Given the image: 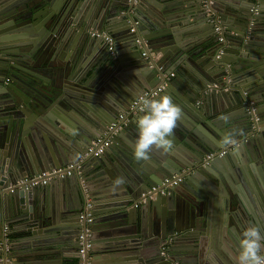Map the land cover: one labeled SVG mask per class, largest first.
Returning <instances> with one entry per match:
<instances>
[{
  "label": "water",
  "instance_id": "1",
  "mask_svg": "<svg viewBox=\"0 0 264 264\" xmlns=\"http://www.w3.org/2000/svg\"><path fill=\"white\" fill-rule=\"evenodd\" d=\"M203 5L0 0V241L4 225L20 221L27 227L26 242L10 248L8 264H235L241 230L251 223L264 233V0H213L212 16ZM177 7L191 22L183 25L173 13ZM215 17L226 29L218 58L224 44ZM102 32L114 37V56ZM160 85L155 97L168 94L182 109L170 151H154L150 164L134 158V138L126 136L125 143L119 134L137 133L138 112L107 147L121 142L124 152L85 155L119 112ZM249 101L257 122L250 119ZM229 133L237 144L205 159ZM68 164L84 169L92 188L74 172L47 187L9 189L28 174ZM247 166L255 174L252 183L240 173ZM174 174L183 176L179 185L132 206L143 191ZM54 185L72 190L78 205L66 198L58 205ZM87 199L91 222L79 218ZM87 228L90 241L104 243L110 255L97 258L95 244L80 255L78 235ZM59 251L68 254L56 263ZM4 257L0 249V264Z\"/></svg>",
  "mask_w": 264,
  "mask_h": 264
},
{
  "label": "built area",
  "instance_id": "2",
  "mask_svg": "<svg viewBox=\"0 0 264 264\" xmlns=\"http://www.w3.org/2000/svg\"><path fill=\"white\" fill-rule=\"evenodd\" d=\"M212 1L213 0H203V4H204L203 6L208 10V14L210 16L213 15V12L210 11V8H209V4ZM212 20H215L216 22L215 32H217L218 34V41L221 44H224V46H222L217 52L216 57L218 58L221 55H223L225 51L226 29L223 25L220 24L218 17H215ZM132 30L133 28L131 29V31ZM96 34H99V33H96ZM101 34L103 35L105 41L108 44V50H109L110 55L114 56L115 55V45H116L114 37L111 34L106 33V32H102ZM137 42L139 43L140 41L137 40ZM142 55L144 58H147L149 56L148 51L142 50ZM161 69L162 67H158V70H161ZM170 75L172 76L174 75V73L171 72ZM162 88H163V85H160L153 90L144 91L137 98L133 99V101L129 104V106H127V108H125L123 111L118 113V115L116 116L117 118L116 121L110 123L106 127L105 131L103 132L101 136L94 137L89 142V145L87 146L86 151H85V155L98 156V155L103 154L106 148L112 143V140L114 139L118 131L121 128H123V125L126 123L127 119L131 115H134L138 113L139 111H141V108L143 106L141 103V98L143 97V98L148 99V98L155 97L159 94ZM248 111L251 114L250 119H252L254 122H257L259 120V117L256 113V107L254 106V103L252 101L249 102ZM225 150L226 149H222L216 153L209 152L205 154V159H210L214 155L222 156L225 153ZM74 172H76V174L81 173V170L79 169L78 165L76 166L75 164H68L66 166L59 167V168H51L49 170H42L36 174L24 176L23 178L19 179L17 183H15L14 185H10L9 189L12 190L18 185L20 186L24 185L27 188L47 185L54 178L69 177V176H72ZM182 179H183V176L181 174H174L171 178H165L161 186L152 185L149 189L141 193L140 197L136 201L133 202L132 206L137 207L141 203L145 202L148 198H154L155 195L157 194H161V195L167 194L169 192V189L177 186L182 181ZM81 181L84 183L83 180ZM88 207H89V200L85 208L82 211H80L79 218L83 221L85 220L86 222H91L93 220V217L89 214ZM8 229H9V226L7 224L4 225L2 243H1V248L3 249L4 252H6V254H7V250L10 249L8 245V241H9V237L7 234ZM88 235H89L88 228L85 229L84 232H81L78 235V244H79L78 252L80 253L81 256L84 255V253L88 251L92 246V242L88 238ZM3 260H4V264H8L10 261L7 257H4ZM79 264H83V262L80 260ZM175 264H178V263H175Z\"/></svg>",
  "mask_w": 264,
  "mask_h": 264
},
{
  "label": "clouds",
  "instance_id": "3",
  "mask_svg": "<svg viewBox=\"0 0 264 264\" xmlns=\"http://www.w3.org/2000/svg\"><path fill=\"white\" fill-rule=\"evenodd\" d=\"M142 108L135 120L137 135L132 145L134 158L148 160L153 148L168 152L172 149L174 129L182 109L172 97L163 94L152 99L141 98ZM227 120L226 115L219 117ZM71 134L76 129H69ZM224 146H235L237 140L232 134H225L221 140ZM117 178L116 183H122ZM235 264H264V233L255 224L246 225L239 235V248Z\"/></svg>",
  "mask_w": 264,
  "mask_h": 264
},
{
  "label": "crops",
  "instance_id": "4",
  "mask_svg": "<svg viewBox=\"0 0 264 264\" xmlns=\"http://www.w3.org/2000/svg\"><path fill=\"white\" fill-rule=\"evenodd\" d=\"M233 1H237V0H233ZM239 1V0H238ZM264 8H260V11H262ZM254 11H256V9L254 8ZM175 15H176V17H178L179 16V18H180V21L183 23V25L187 22V23H189V22H191V20H189V18H187V12L186 11H184V10H182L180 7H177L175 10H174V12H173ZM183 25H181L182 27H183ZM181 31V30H180ZM180 31H179V36H180V41H182V40H184L185 38H184V32L182 33H180ZM145 42V41H144ZM146 51H148V49L146 50ZM142 57H143V55H142ZM153 57H155V55H153ZM234 57V55L233 54H229L228 56H227V58H233ZM229 66H231L230 64H229ZM101 68H103L102 70H104V68H105V66H103V64H102V67ZM175 75V74H174ZM240 79V78H239ZM238 80V79H237ZM229 82H231V81H233V82H236V80H232V79H229L228 80ZM240 82H242V81H240ZM243 83H244V80H243ZM263 98V97H262ZM125 107V106H124ZM140 112V111H139ZM136 114H138V113H136ZM126 124H127V121H126V123L123 125V128L126 126ZM132 125H133V123H130V126L132 127ZM129 126V127H130ZM128 127V126H127ZM135 127V126H134ZM122 128V129H123ZM134 130H136V128H134ZM202 131H204L205 133H206V131L202 128ZM119 135H121L122 136V138L124 139L123 141L125 142V143H129V139L126 137V136H129L130 135V137H132V138H134L133 140L135 141V138H136V135H137V133H127V134H123V133H120ZM129 137V138H130ZM119 142V141H118ZM121 143V142H120ZM120 143H118V145L116 146V147H112V149L113 150H115V151H117L118 153H119V151H122V152H124L123 151V149H124V145L122 144H120ZM123 143V142H122ZM124 143V144H125ZM110 146V145H109ZM108 146V147H109ZM106 149H108L107 151H108V153H109V155H113L112 154V149H110V148H106ZM154 151H159V149H156V148H153L152 149V151L150 152V154H149V159L148 160H144V161H146L148 164H150L151 163V158H150V156L151 157H153L154 156V154H153V152ZM183 151L184 152H186V149H184L183 148ZM238 166H241L240 164H238ZM108 167H109V165H108ZM82 168V167H81ZM234 169H236L235 167H233V170H232V174H233V177H234V179H235V182L237 183V184H239V182L241 183V178L240 177H238L239 176V173L237 174L236 173V171L234 170ZM246 170L244 171V172H240V173H242L243 174V176L246 178V176H245V174L249 177L248 179H244L246 182L247 181H250L251 183H252V181L253 180H255V174L253 173V170H252V168L250 167V166H247L246 168H245ZM79 175V177H78V179H79V182L81 183L82 181L81 180H83L84 181V183L82 184V185H86L87 187H90V188H92L91 186L92 185H90V184H93L92 182L90 183V181H89V179L88 178H91L90 176H88L87 175V173L84 171V169H81V173L80 174H78ZM251 177V178H250ZM240 178V179H239ZM243 179V178H242ZM49 185V184H48ZM47 185V186H48ZM41 186H44V187H47V186H45V185H41ZM51 187V189L50 190H53V194L54 195H59L60 197H58V199L57 200H55V201H57V204L59 205V204H63L64 202H63V200L66 202V203H72V204H75V205H78V203H79V201H78V199H76L75 198V195H74V193L72 192V190H70L69 188H65V187H60V186H56V185H54V186H50ZM91 190V189H90ZM94 190V189H93ZM92 190V191H93ZM95 192V191H94ZM93 193V192H92ZM62 197H64L63 199H62ZM100 202H96V204H100V203H102V200H99ZM101 208V207H100ZM8 226H9V229H8V231H7V234H8V237H9V241H8V245H9V248H15V245H17V244H20L21 242H23V241H25L26 242V238L25 237H23V234H24V231L26 230V223L25 222H13L12 224H7ZM94 238V237H93ZM94 242L92 243V245L93 244H95L94 245V248H93V251H95V253H97V258H104V257H106L107 255H110V254H107V253H105L104 252V243H102V242H98V243H96V241L95 240H93ZM1 243H2V240L0 241V249H2L1 248ZM3 250V249H2ZM11 251H10V249L9 250H7V254H6V257L8 258V256L7 255H9V253H10ZM12 252H13V250H12ZM62 254H68V253H66V252H62V251H59V257H53V261H56V263L57 262H59V261H64L65 259H63V256H62ZM71 254L73 255V254H75L74 252H71ZM91 259V258H90ZM178 263V262H177ZM66 264H69V262H66ZM179 264V263H178Z\"/></svg>",
  "mask_w": 264,
  "mask_h": 264
},
{
  "label": "flooded vegetation",
  "instance_id": "5",
  "mask_svg": "<svg viewBox=\"0 0 264 264\" xmlns=\"http://www.w3.org/2000/svg\"><path fill=\"white\" fill-rule=\"evenodd\" d=\"M82 72H84V69L82 70ZM81 75V74H80ZM64 76L66 77V79L65 80H67V81H70L71 80V78H72V76L69 74V73H65L64 74ZM6 81L8 82L9 81V77L8 78H6ZM56 94H57V100H58V102H59V100H60V96L62 95L61 93H59V92H56ZM61 94V95H60ZM242 94L245 96V98H247L248 99V97H249V95H248V93L247 92H242ZM62 99V98H61ZM249 100V99H248ZM250 102V101H249ZM246 107V106H245ZM61 123V122H60ZM229 148H230V146H222L218 151H220V150H222V149H226L225 150V153L227 152V150H229ZM217 151V152H218ZM224 153V154H225ZM223 154V155H224ZM204 158H205V155H204ZM28 175H31V174H28ZM180 184V183H179ZM178 184V185H179Z\"/></svg>",
  "mask_w": 264,
  "mask_h": 264
}]
</instances>
